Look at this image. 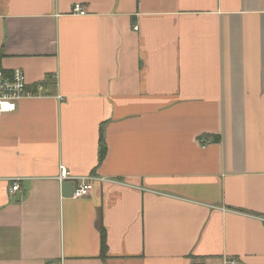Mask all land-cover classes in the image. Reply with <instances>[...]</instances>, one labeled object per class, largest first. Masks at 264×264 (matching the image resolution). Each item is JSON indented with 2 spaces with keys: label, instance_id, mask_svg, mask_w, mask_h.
I'll return each mask as SVG.
<instances>
[{
  "label": "crops",
  "instance_id": "crops-1",
  "mask_svg": "<svg viewBox=\"0 0 264 264\" xmlns=\"http://www.w3.org/2000/svg\"><path fill=\"white\" fill-rule=\"evenodd\" d=\"M0 68L36 95L0 114V264H264V0H0Z\"/></svg>",
  "mask_w": 264,
  "mask_h": 264
},
{
  "label": "built area",
  "instance_id": "built-area-1",
  "mask_svg": "<svg viewBox=\"0 0 264 264\" xmlns=\"http://www.w3.org/2000/svg\"><path fill=\"white\" fill-rule=\"evenodd\" d=\"M75 15L85 16L87 15L82 5L77 4L73 8ZM136 30H138L136 28ZM38 90L41 91L42 87L39 86ZM36 97V95L28 90V84L25 73L22 69H14L12 71H6L0 68V114H10L17 111L18 104L25 100ZM206 144L203 141V146ZM60 181H66L70 179V174L66 168L61 167ZM97 182H106V180L98 178L96 176H88L80 178L74 191V199H83L88 197L95 188ZM20 191L18 183H14L11 187V194H15ZM227 264H238L235 261H230Z\"/></svg>",
  "mask_w": 264,
  "mask_h": 264
},
{
  "label": "trees",
  "instance_id": "trees-1",
  "mask_svg": "<svg viewBox=\"0 0 264 264\" xmlns=\"http://www.w3.org/2000/svg\"><path fill=\"white\" fill-rule=\"evenodd\" d=\"M219 139L220 138H216L215 141L219 142ZM105 156H106V143L104 140L103 130H101L99 164H101L104 161ZM100 233H101V244H102V257H104V255L106 254V239H105V231H104L103 227H101Z\"/></svg>",
  "mask_w": 264,
  "mask_h": 264
}]
</instances>
